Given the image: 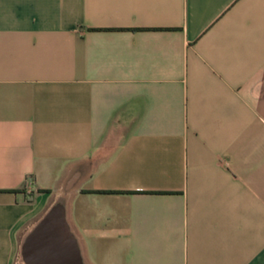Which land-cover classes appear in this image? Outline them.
I'll return each instance as SVG.
<instances>
[{
  "label": "crops",
  "instance_id": "crops-1",
  "mask_svg": "<svg viewBox=\"0 0 264 264\" xmlns=\"http://www.w3.org/2000/svg\"><path fill=\"white\" fill-rule=\"evenodd\" d=\"M74 244L264 264V0H0V264Z\"/></svg>",
  "mask_w": 264,
  "mask_h": 264
},
{
  "label": "water",
  "instance_id": "water-1",
  "mask_svg": "<svg viewBox=\"0 0 264 264\" xmlns=\"http://www.w3.org/2000/svg\"><path fill=\"white\" fill-rule=\"evenodd\" d=\"M58 210H59L58 207L53 209L52 212L45 218L43 224H46V223L50 222L52 219L57 218L58 216L61 217L59 215V213H58ZM61 218H60V221L62 222ZM63 226H64V229L67 231L66 226L64 224H63ZM73 246L75 248V257H76L74 264H80V257H79V253H78V250H77V245L74 244ZM23 257H24V254H23ZM24 261L26 262V264H35L36 263L35 260H26V259H24Z\"/></svg>",
  "mask_w": 264,
  "mask_h": 264
}]
</instances>
